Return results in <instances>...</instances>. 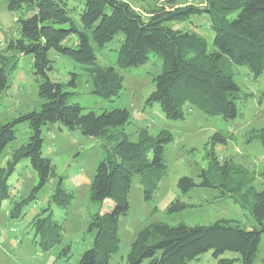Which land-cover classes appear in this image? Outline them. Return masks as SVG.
Listing matches in <instances>:
<instances>
[{
	"label": "trees",
	"instance_id": "16d2710c",
	"mask_svg": "<svg viewBox=\"0 0 264 264\" xmlns=\"http://www.w3.org/2000/svg\"><path fill=\"white\" fill-rule=\"evenodd\" d=\"M6 6L22 14L18 17V36L0 48V98L19 66L20 55L31 54L40 105L0 121V157L16 138L19 124L26 123L30 129L27 140L12 148L0 165V205L11 200L9 216L20 218L26 214L25 207L57 175L55 164L43 154V125L59 122L92 137L102 154L90 181L89 199L94 209L86 232L92 238L73 264H112L121 239L119 217L129 208L132 181L137 178L144 198H152L167 175L165 150L173 135L165 128L151 134L147 126H140L136 139L131 140L125 127L131 119L127 107L97 112L76 100L79 73L86 75L90 94L112 100L124 86V76L117 67L142 66L154 54L160 59V71L152 77L154 88L145 103L158 102L170 119L184 118V103L224 120L242 117L238 103L253 94L243 91L235 76L239 65L247 68L253 80L264 72V0H203L185 5L167 0L143 11L129 0H6ZM204 13L213 32L212 49L195 29L198 25L193 16ZM50 51L70 60L73 70L66 81L56 76V58L50 57ZM104 53L112 54L114 61ZM261 95L264 100V87ZM251 131L264 149V124ZM226 138L223 131L216 130L205 144L226 143ZM211 152L207 150L210 160L199 174L202 179L197 182L182 175L178 188L182 192L197 185L217 188V196L221 192L238 203L254 219L253 224L232 218L195 224L154 220L138 228L126 264H187L208 251L217 264H255L264 233V188L258 190L247 176L235 178L227 160L220 164ZM24 159L36 171L38 182L28 195L15 198L9 177ZM73 198L59 175L48 203L28 222L33 240L43 251L53 249L63 238V227L53 207L67 212ZM189 206L194 205L177 197L166 211L177 213ZM59 251L57 257L68 263L73 255L71 244H64ZM226 251L237 256H222Z\"/></svg>",
	"mask_w": 264,
	"mask_h": 264
},
{
	"label": "rangeland",
	"instance_id": "374dc122",
	"mask_svg": "<svg viewBox=\"0 0 264 264\" xmlns=\"http://www.w3.org/2000/svg\"><path fill=\"white\" fill-rule=\"evenodd\" d=\"M167 0H129L139 11L156 6ZM176 5L188 3H203V0H170ZM22 13L9 10L6 0H0V48L6 42L18 36V17ZM197 23L195 28L205 36L208 49H212L213 32L209 28L207 14L193 16ZM173 26L177 23L170 22ZM50 57L56 58L57 77L66 81L71 76L70 60L58 57L50 51ZM109 61H114L112 54L104 53ZM236 80L243 91L253 94L238 103L243 116L228 120L219 115H206L190 104L184 103L181 108L183 119H170L165 116L160 104L145 103L146 97L153 90V75L160 71V59L151 54L146 64L139 67L119 68L124 76V86L118 97L112 100L90 94V84L84 73H79L76 100L86 108L99 112L104 108L125 106L131 114L130 122L125 126L131 140L136 139V131L140 126H147L151 134L159 130L168 129L173 139L165 150L167 161V175L160 181L159 187L152 198H144L143 189L137 178H134L128 195L129 208L119 217L120 243L113 255L112 264H126V255L131 247L140 226L151 221L162 219L175 224L184 221L188 224L208 223L219 218H232L242 224L252 225L254 219L243 210L238 203L224 195L214 187L194 186L189 191L182 192L177 181L180 176L188 175L199 182L202 169L209 164V154L218 157L219 163L225 160L231 165V175L239 178V174L247 176L249 181L259 190L264 188V149L257 138H254L253 128L264 124V100L261 91L264 87V72L253 80L245 66H237ZM53 75V76H55ZM40 99L37 93V82L32 69V55L22 54L19 58L17 70L10 76L9 87L0 98V121H6L20 112L39 107ZM216 130H221L227 136L226 143L206 146V140ZM44 137L43 154L50 157L56 166L57 175L52 177L46 186L38 193L35 201L24 209L20 218L9 216L11 200H4L0 205V264H73L84 249L91 244V234L86 232L90 212L94 206L89 199L90 181L93 177L95 165L102 154L98 143L92 137L81 134L76 129H68L59 122H49L42 126ZM30 134L26 123L19 124L16 138L5 147L0 157V165H4L12 148L25 142ZM250 138H247V136ZM59 175L63 177V185L70 189L74 198L67 208V212L54 206V215L61 221L63 227L62 242L49 251H43L41 246L33 240L28 222L32 216L48 203L51 190L56 185ZM38 182L36 171L31 167L28 159L17 164L15 171L9 177L11 191L15 198L29 194L31 188ZM179 197L181 200L193 204L177 213H167L168 204ZM66 243L71 244L73 255L68 263L57 257L59 249ZM222 256L234 257L235 252L226 251ZM238 263V262H236ZM142 264H146L143 262ZM187 264H217V259L211 251L192 260ZM255 264H264V233L261 236L259 252Z\"/></svg>",
	"mask_w": 264,
	"mask_h": 264
}]
</instances>
